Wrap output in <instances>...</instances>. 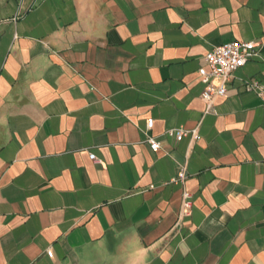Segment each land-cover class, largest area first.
<instances>
[{"label":"crops","instance_id":"0c3cea01","mask_svg":"<svg viewBox=\"0 0 264 264\" xmlns=\"http://www.w3.org/2000/svg\"><path fill=\"white\" fill-rule=\"evenodd\" d=\"M233 39L257 55L204 111L196 70ZM254 81L264 0H0V264H264Z\"/></svg>","mask_w":264,"mask_h":264},{"label":"built area","instance_id":"2783aa9c","mask_svg":"<svg viewBox=\"0 0 264 264\" xmlns=\"http://www.w3.org/2000/svg\"><path fill=\"white\" fill-rule=\"evenodd\" d=\"M258 42L255 40H239L233 39L208 49L202 57V64L197 68L196 73L201 87L200 98L205 106L204 111L212 110V103L216 97L224 96L227 93L226 84L231 78L234 70L245 64L250 58L257 55ZM245 88L254 89L259 94L263 92L262 85L258 81L252 84L246 83ZM146 127L152 126V119L150 117L145 119ZM169 136L180 140L184 136L199 139L197 126L185 128L182 126L169 128L165 130ZM146 142L152 151H156L160 147L159 141L152 135H146ZM90 159H95L93 153H88ZM186 173L184 168H181L177 175L169 181L173 183H182L185 179ZM181 213L188 215L191 209V200L189 193L185 189L181 191ZM51 248H47L46 254L51 256Z\"/></svg>","mask_w":264,"mask_h":264}]
</instances>
